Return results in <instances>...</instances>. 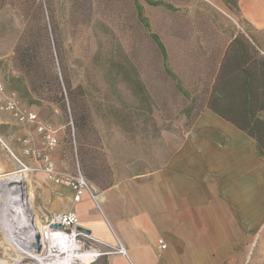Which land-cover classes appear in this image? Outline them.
Masks as SVG:
<instances>
[{"label":"rangeland","instance_id":"1","mask_svg":"<svg viewBox=\"0 0 264 264\" xmlns=\"http://www.w3.org/2000/svg\"><path fill=\"white\" fill-rule=\"evenodd\" d=\"M133 1L0 0V83L5 93L0 100V167L8 166L0 175L28 174L33 208L46 226L52 215L67 209L73 191L36 170L46 157L60 171L81 174L89 185L104 189L161 168L170 153L167 145L180 140L191 122L184 115L191 101L177 91L175 77L166 73L163 56L147 33L163 41L172 27L185 30V5L196 0H181L178 12L142 3L147 31L137 24ZM230 13L231 25L249 32L239 15ZM27 28L38 43L48 100L34 94L31 74L15 60ZM11 94L20 109L36 112L53 132V149L35 125L20 123L6 109Z\"/></svg>","mask_w":264,"mask_h":264},{"label":"crops","instance_id":"2","mask_svg":"<svg viewBox=\"0 0 264 264\" xmlns=\"http://www.w3.org/2000/svg\"><path fill=\"white\" fill-rule=\"evenodd\" d=\"M152 1L165 12L182 4ZM189 3L185 30L172 27L162 41L165 71L191 101L185 134L167 145L161 168L104 189L90 185L96 198L86 193L75 202L69 194L64 212H75L79 227L128 252L102 264H264V157L257 140L233 122L250 109L264 122V96L254 93L246 106L244 74L252 53L264 59V0L239 1L250 29L244 33L231 25L223 0Z\"/></svg>","mask_w":264,"mask_h":264},{"label":"bare ground","instance_id":"3","mask_svg":"<svg viewBox=\"0 0 264 264\" xmlns=\"http://www.w3.org/2000/svg\"><path fill=\"white\" fill-rule=\"evenodd\" d=\"M29 182L24 171L0 175V264H89L97 260L96 253L85 252L53 222L46 226L39 220L27 189Z\"/></svg>","mask_w":264,"mask_h":264},{"label":"trees","instance_id":"4","mask_svg":"<svg viewBox=\"0 0 264 264\" xmlns=\"http://www.w3.org/2000/svg\"><path fill=\"white\" fill-rule=\"evenodd\" d=\"M83 2L85 0H82ZM140 1H144L149 6H160L162 3H154L152 0H134V5L137 9V24L138 26L149 29L150 25L147 19L144 17L143 7ZM239 1L240 0H223L224 4L228 9L235 15H239ZM148 41L153 43L158 52L164 57V48L160 38L148 31ZM33 31L31 28H27L17 46L15 60L23 67V69L30 73L32 78L30 81V87L34 94L39 98L48 100V93L46 91V86L43 83L42 78H40V55L38 51V43L33 36ZM240 43L242 46L249 48V45L245 41ZM246 43V44H245ZM253 51V50H252ZM255 51V50H254ZM255 54V53H254ZM252 53V56L245 62V76H246V106L250 107V99L252 95L256 93L257 95L264 96V59H257ZM259 80V84H254V81ZM58 101H63L62 97H58ZM252 105V104H251ZM264 106V101H263ZM61 107V105H60ZM259 117H256L251 109L247 111L246 115L237 121H233L240 129L245 131L250 136L254 137L258 142V152L264 157V122H258Z\"/></svg>","mask_w":264,"mask_h":264},{"label":"built area","instance_id":"5","mask_svg":"<svg viewBox=\"0 0 264 264\" xmlns=\"http://www.w3.org/2000/svg\"><path fill=\"white\" fill-rule=\"evenodd\" d=\"M4 94V87L2 83H0V100L4 99ZM5 99L6 102L4 103L6 109L9 110L20 123L35 125L38 132L43 136L48 144V148L53 149L56 146V139L53 132L40 120L36 112L20 109L15 100V94H11ZM17 161L23 169L29 170L27 169V166L22 163V161L18 159ZM36 170L44 172L52 182L70 187L75 193V202H80L86 193L90 194L92 198H96L91 191L90 185L81 174L79 176H73L69 173L57 170L55 163L49 156L45 158L41 167ZM50 219L51 222H53L54 225L67 237H72L73 240L79 242L85 252L96 253L98 258L114 254L129 258L126 248L120 242H118L117 247H112L95 239L92 235L81 233L78 230L79 217L73 211L55 213ZM161 244L162 247L165 248L164 244ZM97 245H104L107 249L104 251L98 250L96 249Z\"/></svg>","mask_w":264,"mask_h":264},{"label":"water","instance_id":"6","mask_svg":"<svg viewBox=\"0 0 264 264\" xmlns=\"http://www.w3.org/2000/svg\"><path fill=\"white\" fill-rule=\"evenodd\" d=\"M78 230L81 232V233H84V234H87V235H91L90 231H87L81 227H78Z\"/></svg>","mask_w":264,"mask_h":264}]
</instances>
